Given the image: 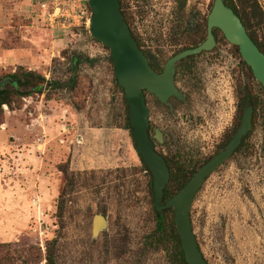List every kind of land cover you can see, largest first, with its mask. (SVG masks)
I'll use <instances>...</instances> for the list:
<instances>
[{"label": "rangeland", "instance_id": "1", "mask_svg": "<svg viewBox=\"0 0 264 264\" xmlns=\"http://www.w3.org/2000/svg\"><path fill=\"white\" fill-rule=\"evenodd\" d=\"M40 1L0 0V56L16 51L24 64L34 58L36 67H23L47 81L68 79L64 50L97 62L83 68L72 92L45 90L25 98L20 110L4 107L0 244L9 245L20 261L31 247L44 254L56 239V264H169L164 251H143L154 228L149 177L124 121L109 52L83 26H48L40 19ZM210 2L200 0L198 6L206 12ZM257 2L264 11V0ZM193 3L189 0L188 7ZM124 5L142 49L163 64L179 45L173 35L174 0H126ZM238 62L229 45L198 58L189 83L194 89L177 78L187 89V101H171V115L147 97L151 128L164 134L163 144H155L158 152L190 162L211 151L234 115ZM18 66H0V74ZM252 89L264 102V91L256 83ZM255 122L247 151L213 173L192 203L193 232L208 264H264V103ZM97 214H104L109 226L93 238Z\"/></svg>", "mask_w": 264, "mask_h": 264}, {"label": "water", "instance_id": "2", "mask_svg": "<svg viewBox=\"0 0 264 264\" xmlns=\"http://www.w3.org/2000/svg\"><path fill=\"white\" fill-rule=\"evenodd\" d=\"M186 0H182L185 3ZM90 9L87 24L89 36L106 47L113 62L114 80L120 86L127 105V120L135 150L152 179V199L157 212L172 208L174 222L180 237L187 264H208L199 250L192 228L191 208L194 198L205 179L226 160L252 128L253 107L248 102L243 113L239 130L233 140L214 157L209 164L201 167L187 181L185 186L166 204L160 205L170 173L163 157L157 153L153 141L163 144V134L159 129L149 135L150 111L145 103L144 92L153 95L160 104L170 107L169 99L184 100L174 84L175 66L181 60L210 51L215 46L212 30L218 29L226 41L238 48L242 60L251 69L257 83L264 88V54L248 36L245 27L232 9L223 0H214L207 18V39L198 47L182 51L172 56L162 73H156L149 65L147 57L131 35V31L120 13L119 0H86ZM108 221L97 214L92 219V237L108 230Z\"/></svg>", "mask_w": 264, "mask_h": 264}, {"label": "trees", "instance_id": "3", "mask_svg": "<svg viewBox=\"0 0 264 264\" xmlns=\"http://www.w3.org/2000/svg\"><path fill=\"white\" fill-rule=\"evenodd\" d=\"M124 2H126V0H119L120 13L124 17L129 29H131L128 22V13H126V9L124 7ZM223 3L225 6L232 9L239 17L250 39L264 54V11L258 4L257 0H223ZM85 5L88 6L87 3H85ZM205 24L204 18L203 22L195 25L194 29L196 31V41L194 42V46L204 39ZM214 31L220 34V39L218 41L228 44L219 30ZM131 35L135 41H137L138 46L141 47L140 42L137 40L132 31ZM104 49L108 50L106 47H104ZM231 49H233L234 54L238 57L242 66V77L238 81L237 89L238 109L236 124L237 126L240 125L243 112L250 101L254 111L252 119L253 126L254 123H256L255 121L261 108V103L263 105L264 102H261L258 95L253 93L252 85L256 83L263 91L264 88L255 81L251 69L242 60L238 48L231 46ZM144 54L149 59V56L145 51ZM61 55L65 61L66 73L69 75L68 79L65 81H47L45 76L42 74L29 70L23 66L16 67L12 73L0 74V126L4 121V107H6L9 111L20 110L25 98L32 97L33 95H43L45 90L62 89L67 92H72L80 85V74L83 68L86 65L92 67L97 62L96 59H91L90 57L76 51L64 50ZM108 60L113 65L110 57H108ZM57 61L59 62V60ZM156 64L157 65L156 67L154 66V69L161 71L163 64H161L160 61L156 62ZM114 84L122 94L125 106L124 121L126 127L129 129L125 98L120 86L115 80ZM44 98L46 100H50V95H46ZM168 113L171 115L170 112ZM247 139L248 136L242 142V148L245 151H247ZM157 153L165 160L170 173L169 181L164 189V195L161 202V204L164 205L171 197L176 195L185 186L186 181L191 178L197 168H195V166H193L189 161H182L177 156L169 158L162 155L158 151ZM141 163L142 170L149 177L148 192L151 198L152 215L154 220V228L145 237L143 251L149 252L151 250H161L167 254L169 264H187L184 258L180 237L178 236L174 222L175 213L172 208L163 210L162 212H157L152 199V179L142 161ZM59 171L63 174V180H65L64 182H67L68 176L65 169L59 167ZM64 194L65 187L63 186L58 199H62ZM57 208L62 213L63 206L59 205ZM56 247V239H53L46 244L44 254H42L39 249L31 247L25 252V257L20 261L21 257H17L16 253L11 251L9 245L0 244V264H40L41 262H43V264H56Z\"/></svg>", "mask_w": 264, "mask_h": 264}, {"label": "flooded vegetation", "instance_id": "4", "mask_svg": "<svg viewBox=\"0 0 264 264\" xmlns=\"http://www.w3.org/2000/svg\"><path fill=\"white\" fill-rule=\"evenodd\" d=\"M138 1V0H137ZM141 2H144V4H148L149 0H139ZM194 3L191 4L190 7H188V2L189 0H186L185 3L182 2V0H174V4H175V9L173 11V35H174V39L175 42H177L178 48L168 57V59L166 61H164L163 65H162V70L159 71L158 69H154V66L156 67V59H154L153 56L150 55V53L146 52V54L149 56L148 62L149 65L152 67V69L160 74L162 73L165 63L174 55L185 51V50H189V49H193L198 47L199 45H201L206 39H207V18L208 15L212 9L213 6V2L214 0H211V2L209 3V5L207 6L206 12H203L201 8H199V2L200 0H192ZM128 15V14H127ZM205 18V37L203 40H201L196 46H194V42L196 41V31L194 29L195 25L197 23H201L203 22V19ZM130 16L128 15V22H129V26H130ZM131 30V29H130ZM202 30V29H201ZM214 30H218V29H213L212 30V34H213V38L215 41V46L210 50V51H203L198 55H194L189 56L183 60H181L180 62H178L175 66V75H174V84L176 86V88L182 93V95L184 96V100H179L176 99L174 97L169 99V103H170V107L160 104L157 99L149 94L148 92H144V96H145V103L147 100V97H153L160 105H162L163 107L167 108L168 112H170L172 114V112L174 111V106L172 105L171 101H176L179 102L181 104H184L187 101V89H181L180 86L177 84V78L180 77V80L187 83L186 86H188V89H190L192 86L189 84L191 82V79L194 77L195 78V67L197 65L198 62V58L200 59V57L203 56H208L211 54V52L215 51L216 49H218L219 46L221 45H230L227 41L228 44H224L221 41H218L220 39V34ZM132 31V30H131ZM220 31V30H219ZM133 33V31H132ZM221 33V31H220ZM134 34V33H133ZM222 34V33H221ZM136 36V34H134ZM223 35V34H222ZM137 38V37H136ZM138 40V38H137ZM226 40V39H225ZM139 41V40H138ZM137 42V41H136ZM138 44V43H137ZM143 53L144 50L142 49V47H139ZM145 55V54H144ZM146 56V55H145ZM147 57V56H146ZM160 61V60H159ZM151 62V63H150ZM181 64V65H180ZM237 78H236V90H235V111H234V115L232 117L231 123L224 128V130L222 131L221 135L219 136V139L215 141L214 145L210 148L211 151L208 152H204V153H200L199 155H195L193 160L190 161V163L195 166L196 171H198L201 167L209 164V162L216 157L217 155L220 154V152H222L225 147L230 143L231 140L234 139L237 131L240 128V125L237 126L236 124V116H237V109H238V98H237V89H238V81L239 79H241L242 77V66L240 64V61L238 62V67H237ZM181 72V74H180ZM240 75V77H239ZM192 89H194L192 87ZM250 102V101H249ZM251 103V102H250ZM147 104V103H146ZM252 104V103H251ZM148 106V105H147ZM253 107V106H252ZM254 112V111H253ZM244 113V112H243ZM243 117V115H242ZM252 119H253V115H252ZM242 121V119H241ZM150 122V121H149ZM158 129V128H151V125L149 126V135L152 137L154 135V130ZM252 129V128H251ZM251 131V130H250ZM249 131V133H250ZM162 133V132H161ZM248 133V135H249ZM163 134V133H162ZM247 135V136H248ZM246 136V137H247ZM245 140V139H244ZM243 140V141H244ZM163 141H164V134H163ZM241 141L237 147L236 150L233 151L232 156L226 160L221 166H219L218 168H216L210 175L209 177L215 173L218 169H220L222 166H224L225 163H227L230 159H232L234 156H237L239 153L242 152L243 148H242V142ZM154 143V147L156 150V145L158 144L156 141H153ZM160 145V144H159ZM157 151V150H156ZM197 154V153H196ZM195 171V172H196ZM194 172V173H195ZM193 173V174H194ZM193 176V175H192ZM191 176V177H192ZM207 177L204 181V183L206 182V180L209 178ZM187 183V181H186ZM185 183V184H186ZM203 183V184H204ZM203 186V185H202ZM201 186V187H202ZM200 187V189H201ZM197 195V194H196ZM162 205V204H160ZM103 215V214H102ZM104 216V215H103ZM105 217V216H104ZM193 228V227H192Z\"/></svg>", "mask_w": 264, "mask_h": 264}, {"label": "built area", "instance_id": "5", "mask_svg": "<svg viewBox=\"0 0 264 264\" xmlns=\"http://www.w3.org/2000/svg\"><path fill=\"white\" fill-rule=\"evenodd\" d=\"M85 3L86 0H42L38 4L40 19L51 28H87L90 10Z\"/></svg>", "mask_w": 264, "mask_h": 264}, {"label": "crops", "instance_id": "6", "mask_svg": "<svg viewBox=\"0 0 264 264\" xmlns=\"http://www.w3.org/2000/svg\"><path fill=\"white\" fill-rule=\"evenodd\" d=\"M16 51H12L11 53H9V55L11 57L6 58L5 54H1L2 56H0V66L6 67L8 65H22V66H29V67H36L37 63L35 61L34 58L31 57H27V64L22 63L21 58H18L19 56L14 55ZM3 57V58H2ZM26 107V106H25Z\"/></svg>", "mask_w": 264, "mask_h": 264}, {"label": "bare ground", "instance_id": "7", "mask_svg": "<svg viewBox=\"0 0 264 264\" xmlns=\"http://www.w3.org/2000/svg\"><path fill=\"white\" fill-rule=\"evenodd\" d=\"M6 108V107H5Z\"/></svg>", "mask_w": 264, "mask_h": 264}]
</instances>
